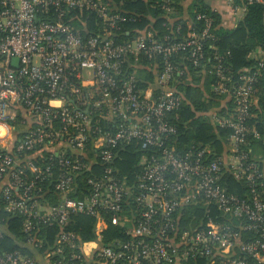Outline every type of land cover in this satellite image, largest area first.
<instances>
[{"label": "built area", "instance_id": "obj_1", "mask_svg": "<svg viewBox=\"0 0 264 264\" xmlns=\"http://www.w3.org/2000/svg\"><path fill=\"white\" fill-rule=\"evenodd\" d=\"M134 16L110 0H0V264H264V52L233 80L226 55L205 51L209 15L162 36L125 30ZM186 62L213 77L220 155L177 150ZM133 143L139 170L122 176ZM54 159L55 177L38 163ZM78 216L91 239L69 229Z\"/></svg>", "mask_w": 264, "mask_h": 264}, {"label": "trees", "instance_id": "obj_2", "mask_svg": "<svg viewBox=\"0 0 264 264\" xmlns=\"http://www.w3.org/2000/svg\"><path fill=\"white\" fill-rule=\"evenodd\" d=\"M110 1L120 8L122 7L129 15L135 14L136 22L126 23L125 30L140 31L151 26L158 31L159 36L166 33V27L175 29L179 25L185 34L188 22L194 23V27L201 25L195 19L197 13L209 15L213 19V38L205 41V51H209V44H214L221 54L226 55L224 69L226 73L232 76L233 80H237L244 69H255L257 62L249 56L252 52L257 49L264 52V7L259 4H248L246 0H231L234 6L244 9V16L234 26L225 27L221 26V19L210 5L211 1L193 0L190 6H185L186 0H170L171 24L166 20L162 0ZM185 65L187 66L186 75L178 79L179 84L175 87L183 101L181 107L172 114L169 120L176 128L174 139L177 150L182 152L190 147H207L216 155H220L226 148L228 132L216 129L205 116L213 106H216L210 99V85L213 82V77L207 73H198L187 62ZM138 73L140 75H137V79L140 80L141 87L146 86L142 81H145L146 84L153 83V75L147 69L139 70ZM200 83L202 90L197 86ZM142 154L140 145H136V143L122 149L115 160V165L120 170V174L133 177L139 170L138 162ZM42 156L46 158V153H43ZM38 163L50 165L54 177L57 175L58 166L55 159L41 163L38 161ZM93 169L97 168L94 166ZM93 223L92 218L78 216L72 218L69 229L80 234L83 239H91ZM113 229L106 230V238L113 235ZM12 233L16 234L14 231ZM4 241L12 246L10 238H5ZM8 248L10 247L8 246Z\"/></svg>", "mask_w": 264, "mask_h": 264}, {"label": "crops", "instance_id": "obj_3", "mask_svg": "<svg viewBox=\"0 0 264 264\" xmlns=\"http://www.w3.org/2000/svg\"><path fill=\"white\" fill-rule=\"evenodd\" d=\"M211 1L210 5L214 9L216 13H218L220 19H221V26L225 27H232L234 26L238 21H240L244 16V9L237 7V10H233V2L228 3L225 0H206ZM193 0H186L185 6H190L192 4ZM233 5V6H232ZM202 90V84H198Z\"/></svg>", "mask_w": 264, "mask_h": 264}, {"label": "clouds", "instance_id": "obj_4", "mask_svg": "<svg viewBox=\"0 0 264 264\" xmlns=\"http://www.w3.org/2000/svg\"><path fill=\"white\" fill-rule=\"evenodd\" d=\"M4 135V131L2 128H0V136Z\"/></svg>", "mask_w": 264, "mask_h": 264}, {"label": "water", "instance_id": "obj_5", "mask_svg": "<svg viewBox=\"0 0 264 264\" xmlns=\"http://www.w3.org/2000/svg\"><path fill=\"white\" fill-rule=\"evenodd\" d=\"M12 63H13V65H15V66H16L17 59H14V60L12 61Z\"/></svg>", "mask_w": 264, "mask_h": 264}, {"label": "rangeland", "instance_id": "obj_6", "mask_svg": "<svg viewBox=\"0 0 264 264\" xmlns=\"http://www.w3.org/2000/svg\"><path fill=\"white\" fill-rule=\"evenodd\" d=\"M137 75H140V74L137 72Z\"/></svg>", "mask_w": 264, "mask_h": 264}]
</instances>
